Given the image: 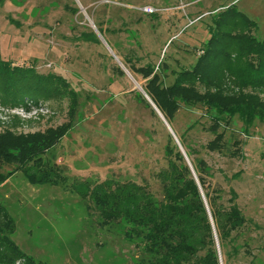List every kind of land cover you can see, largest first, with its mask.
<instances>
[{"label": "rangeland", "instance_id": "374dc122", "mask_svg": "<svg viewBox=\"0 0 264 264\" xmlns=\"http://www.w3.org/2000/svg\"><path fill=\"white\" fill-rule=\"evenodd\" d=\"M150 2L0 0V60L53 77V86L36 101L14 102L0 92V134H45L70 125L24 167L35 174L49 171L54 184L30 182L15 164L2 168L13 171L0 183V205L15 226L10 238L36 264H145L142 243L125 237L124 222L104 223L91 196L106 181L133 182L160 200L159 174L173 158L166 155L169 138L177 146L140 91L146 80L127 65L151 64L171 85V72L179 70L169 60L173 49L189 44L190 52L179 61L194 64L213 25L207 17L189 21L207 0L193 2L167 34L165 20L139 10ZM234 4L256 24L254 36L264 39V0ZM258 95L264 99V93ZM211 124L200 108L184 106L169 126L177 139L182 137L189 162L204 161L208 191L219 196L217 203L227 209L230 190L237 195L235 203L247 222L231 236L238 251L227 264H264V123L255 121L245 130L236 117L228 127L222 125L220 152L205 147L214 138ZM232 152L237 154L230 157ZM214 240L217 248L215 232ZM218 255L225 264L224 252Z\"/></svg>", "mask_w": 264, "mask_h": 264}, {"label": "trees", "instance_id": "16d2710c", "mask_svg": "<svg viewBox=\"0 0 264 264\" xmlns=\"http://www.w3.org/2000/svg\"><path fill=\"white\" fill-rule=\"evenodd\" d=\"M212 21L210 37L201 55L190 66L178 62L179 70L171 72L174 75L171 85L164 84V77L151 64L127 66L146 80L143 90L169 125L182 107L200 108L210 118L209 131L214 135L205 147L220 152L225 145L224 133L218 132L222 125L228 127L236 117L245 130L255 121L264 123V99L258 95L264 93V39L254 36L256 24L235 5L220 11ZM91 38L97 40L94 33ZM52 79L0 60V92L11 97L10 101L24 97L36 101L53 86ZM69 128L67 124L45 134L15 135L9 131L0 134V183L13 174V171L3 173L4 165L26 167ZM178 139L184 148L182 137ZM166 155L173 158L159 174L160 200L153 198L145 186L133 182L106 181L94 187L91 196L104 223L124 222L128 226L125 237L142 243L145 264H220V250L227 264L231 254L238 251L231 236L247 222L235 203L236 193L230 190L229 207L223 208L217 203L219 196L214 197L208 191L204 161L190 160L205 203L189 167L170 138ZM30 169H23L30 182H56L49 171L35 174ZM14 229L13 220L0 205V264H36L12 242L10 234ZM230 243L232 247L228 250Z\"/></svg>", "mask_w": 264, "mask_h": 264}, {"label": "crops", "instance_id": "0c3cea01", "mask_svg": "<svg viewBox=\"0 0 264 264\" xmlns=\"http://www.w3.org/2000/svg\"><path fill=\"white\" fill-rule=\"evenodd\" d=\"M203 1L204 0H151L150 4H144L142 5V7L150 6L156 9V17L165 20V30L167 34H169L170 30L173 28L174 21H180L184 19L182 18V16H180L182 10L184 11L185 8H190V4L193 2L201 3ZM125 5H127L128 7L133 6L132 4L127 3ZM232 5L236 6V4H234V0H207L206 7L204 8V10L197 11L195 13H190V16L193 17H189V21L196 20L195 17L201 19L206 17L209 19H213L214 16L218 14V12H216L218 9H226L227 7ZM169 41L170 39L167 40L165 46ZM163 50L164 48L162 49V51ZM190 50L191 49L189 48V44L185 42L181 43L180 46L173 49V54L169 56L170 62L173 63V65H176L178 62H183L185 66L192 65L185 63L183 60L179 61V59H182V56H184L186 53H189ZM196 55H199L198 52H196Z\"/></svg>", "mask_w": 264, "mask_h": 264}, {"label": "water", "instance_id": "95a60500", "mask_svg": "<svg viewBox=\"0 0 264 264\" xmlns=\"http://www.w3.org/2000/svg\"><path fill=\"white\" fill-rule=\"evenodd\" d=\"M93 29H95L94 26H93ZM95 33H97L96 30H95ZM140 91H141L142 95L145 97V99H146V100L149 102V104L152 106V108L154 109V111L157 113V115H158V116L161 118V120L164 122V124L166 125V127L168 128L170 134L172 135V137H173V139L175 140L177 146L179 147V149H180L182 155L184 156V158H185V160H186V162H187V164H188V166H189V169H190V171H191V173H192V175H193V177H194V179H195V181H196V183H197V185H198V188H199V191H200V193H201V195H202V197H203V200H204V202H205V198H204L203 193H202V190H201V188H200V186H199L198 180H197V178H196V176H195L194 170H193V168H192V166H191V164H190V162H189V160H188V158H187V156H186L184 150L182 149V147H181V145H180L178 139L176 138L175 134L173 133L172 129L170 128L169 124H168L167 121L164 119V117L162 116V114L159 112V110L156 108V106L153 104V102H152V101L150 100V98L147 96V94L145 93V91H144L142 88H140ZM205 203H206V202H205Z\"/></svg>", "mask_w": 264, "mask_h": 264}, {"label": "built area", "instance_id": "2783aa9c", "mask_svg": "<svg viewBox=\"0 0 264 264\" xmlns=\"http://www.w3.org/2000/svg\"><path fill=\"white\" fill-rule=\"evenodd\" d=\"M139 10H141L142 12L147 13V14H152V13L157 12L156 9H154L153 7H150V6L141 7V8H139Z\"/></svg>", "mask_w": 264, "mask_h": 264}, {"label": "bare ground", "instance_id": "6f19581e", "mask_svg": "<svg viewBox=\"0 0 264 264\" xmlns=\"http://www.w3.org/2000/svg\"><path fill=\"white\" fill-rule=\"evenodd\" d=\"M138 88H139V86H138Z\"/></svg>", "mask_w": 264, "mask_h": 264}]
</instances>
